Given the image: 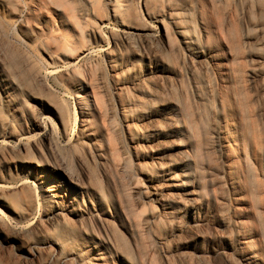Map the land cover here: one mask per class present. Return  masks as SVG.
<instances>
[{
	"label": "bare ground",
	"instance_id": "bare-ground-1",
	"mask_svg": "<svg viewBox=\"0 0 264 264\" xmlns=\"http://www.w3.org/2000/svg\"><path fill=\"white\" fill-rule=\"evenodd\" d=\"M234 1L137 0L161 34L121 25L122 42L104 52L108 90L93 69L77 86V136L99 181L84 166H50L23 145L0 153V211L10 218L0 220V264H158L155 252L162 264H209L199 243L208 226L225 264H264V130L244 83ZM245 5L264 51V0ZM3 57L6 144L20 135L10 133L19 109L11 56ZM50 134L43 128L42 139Z\"/></svg>",
	"mask_w": 264,
	"mask_h": 264
},
{
	"label": "rangeland",
	"instance_id": "rangeland-1",
	"mask_svg": "<svg viewBox=\"0 0 264 264\" xmlns=\"http://www.w3.org/2000/svg\"><path fill=\"white\" fill-rule=\"evenodd\" d=\"M114 1L110 7L104 0H66L62 6L39 5L33 0H0V69L7 74L3 56H11L10 80L18 97L15 100L19 111L10 133L20 135L19 142L13 137H7L6 144L0 142V153L23 145L34 158L50 166L71 173H79L80 166H84L94 177L87 149L77 136L81 127V120H76V113L80 111L77 86L88 70L93 69L99 86L108 90L104 52L112 41L122 42L121 25L142 29L153 37L162 32L160 24L146 18L137 0ZM157 10L166 25L164 7L158 5ZM231 13L241 43L240 57L252 116L264 130V65L259 62L264 58V51L257 50L259 32L252 26L251 10L245 0H235ZM258 21L264 23V15ZM60 121L65 126V134L58 128ZM43 128L51 132L45 140L41 135ZM260 167L264 171V158L260 160ZM94 178L99 181L98 175ZM261 185L264 211V176ZM28 186L33 189L31 184ZM9 219L0 211L1 222L10 224ZM10 226L20 230L18 226ZM210 229L211 226L206 227L205 237L199 241L204 259L209 264H225L220 254L223 242L215 240ZM148 244L145 249L151 251L154 247ZM154 254L158 264H162L158 253Z\"/></svg>",
	"mask_w": 264,
	"mask_h": 264
}]
</instances>
